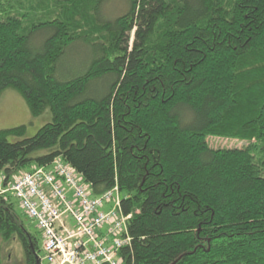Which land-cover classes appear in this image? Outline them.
Segmentation results:
<instances>
[{
    "label": "trees",
    "instance_id": "1",
    "mask_svg": "<svg viewBox=\"0 0 264 264\" xmlns=\"http://www.w3.org/2000/svg\"><path fill=\"white\" fill-rule=\"evenodd\" d=\"M111 1L0 0V94L51 113L0 129L4 184L60 159L117 187L122 264H264V0ZM15 206L0 195V240L35 264Z\"/></svg>",
    "mask_w": 264,
    "mask_h": 264
},
{
    "label": "built area",
    "instance_id": "2",
    "mask_svg": "<svg viewBox=\"0 0 264 264\" xmlns=\"http://www.w3.org/2000/svg\"><path fill=\"white\" fill-rule=\"evenodd\" d=\"M2 182L0 174V194H12L42 233L40 264H94L97 257L110 264H122L117 259L118 249L130 242L125 232L126 218L119 205L114 207L115 212H94L92 202L80 192L82 184L75 172L61 177L39 167L3 188ZM105 195L112 198L113 189ZM64 216L73 219V229L65 226ZM103 227L106 228L100 236L98 232ZM107 240L111 243L106 244Z\"/></svg>",
    "mask_w": 264,
    "mask_h": 264
},
{
    "label": "rangeland",
    "instance_id": "3",
    "mask_svg": "<svg viewBox=\"0 0 264 264\" xmlns=\"http://www.w3.org/2000/svg\"><path fill=\"white\" fill-rule=\"evenodd\" d=\"M110 5L111 7L118 9L124 7L123 0H113L110 2ZM49 120H51V113L49 109H45L43 113L37 116H32L25 100L16 91L9 89L0 94V129L24 124L26 126L25 136L33 135L39 127ZM208 144L213 148H243L246 145V142L237 139L209 138ZM52 168L54 169L53 165ZM25 171L27 170L22 172ZM83 185L86 187L85 183ZM12 199L14 198L12 197ZM15 211L19 216L22 213V210L20 209V206L17 205V202ZM25 222L29 223L30 220H25ZM68 222L72 226L75 225L72 220H69ZM65 226H67L66 223ZM30 230L32 232L35 231L33 229ZM42 244L43 237L39 253H42ZM0 260L2 264H23V253L20 244L15 240L10 242L0 240Z\"/></svg>",
    "mask_w": 264,
    "mask_h": 264
},
{
    "label": "bare ground",
    "instance_id": "4",
    "mask_svg": "<svg viewBox=\"0 0 264 264\" xmlns=\"http://www.w3.org/2000/svg\"><path fill=\"white\" fill-rule=\"evenodd\" d=\"M53 166H54V169L52 168V170H53V172L55 173V175H57V176H65L66 174H68V173H72V172H74V170L73 169H71L70 167H68L65 163H63L60 159H56L55 161H54V164H53ZM77 175V174H76ZM78 178V177H77ZM78 180H79V178H78ZM80 182V181H79ZM64 189H67L66 188V186L64 187ZM113 189V192H114V196L112 197V198H107L106 197V195H105V192H107V191H109V190H107V191H105V192H102L99 196H96V197H92L91 195H89V193H88V191L83 187V185H82V187H80V192H81V194L84 196V198H86V199H88V200H90L91 202H92V209H93V211L94 212H96V213H101V212H104V211H108V210H111V211H113V212H115L114 210V207L115 206H117V205H119V201L117 202H115L114 204H112V207H110L109 209H107V210H102V208L107 204V203H110V202H113V200H115V196H116V191H117V187H114V188H112ZM112 189H110V190H112ZM72 197V196H71ZM120 207V206H119ZM123 216V215H122ZM126 218V221H127V217H125ZM66 223H67V221H66ZM69 224V222L67 223V226L68 227H70V228H72L73 229V226L72 225H68ZM37 227V226H36ZM37 229H38V227H37ZM39 230V229H38ZM40 231V230H39ZM40 233H41V231H40ZM41 235H42V233H41ZM43 237V236H42ZM128 244V243H127ZM124 245H126V244H124ZM123 245V246H124ZM37 260V261H36ZM35 264H40V260L39 259H35ZM94 264H110V262L109 261H107V260H101L100 258H98L97 257V261H96V263H94Z\"/></svg>",
    "mask_w": 264,
    "mask_h": 264
},
{
    "label": "crops",
    "instance_id": "5",
    "mask_svg": "<svg viewBox=\"0 0 264 264\" xmlns=\"http://www.w3.org/2000/svg\"><path fill=\"white\" fill-rule=\"evenodd\" d=\"M35 130V129H34ZM62 161V160H61ZM63 162V161H62ZM64 163V162H63ZM68 167H70L68 164H66ZM71 168V167H70ZM71 169H73V168H71ZM74 170V169H73ZM81 183V182H80ZM82 185L84 184V182H82L81 183ZM85 184H87V183H85ZM84 186V185H83ZM63 187H65V185H63ZM86 188L88 189L87 191H88V193H89V195H91L92 197H96V196H99L100 194H93V192H92V190L90 191V188H89V186L88 185H86ZM69 195L70 196H72V194L71 193H69ZM121 193L119 192V190L117 189V191H116V196H115V200H113V202H110V203H107L103 208H102V210H107V209H109L110 207H112V204H114L116 201L118 202L119 201V206H120V199H121ZM125 217H127V216H125ZM129 217V216H128ZM128 219V218H127ZM66 221H67V219H66ZM67 223H68V221H67ZM69 225V224H68ZM70 226V225H69Z\"/></svg>",
    "mask_w": 264,
    "mask_h": 264
},
{
    "label": "water",
    "instance_id": "6",
    "mask_svg": "<svg viewBox=\"0 0 264 264\" xmlns=\"http://www.w3.org/2000/svg\"><path fill=\"white\" fill-rule=\"evenodd\" d=\"M37 261V260H36Z\"/></svg>",
    "mask_w": 264,
    "mask_h": 264
}]
</instances>
